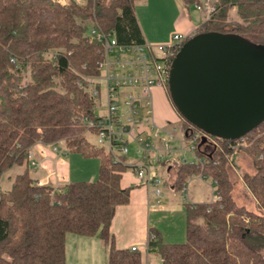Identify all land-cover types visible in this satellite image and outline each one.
Here are the masks:
<instances>
[{
  "label": "trees",
  "instance_id": "1",
  "mask_svg": "<svg viewBox=\"0 0 264 264\" xmlns=\"http://www.w3.org/2000/svg\"><path fill=\"white\" fill-rule=\"evenodd\" d=\"M137 1L0 0V179L12 167L20 168L10 188L0 190V264H67L71 232L99 237L107 250L106 264H145L146 252H155L162 264H264V121L246 133L254 139L246 150L256 170L244 174V180L261 210L256 212L239 205L233 195L231 160L239 148L194 125L177 108L186 136L199 131L216 145L205 163L176 164V191L191 175L203 174L217 181L220 198L185 203L183 242H166L153 227L146 251L115 243L112 220L117 207L131 198V187L121 183L129 155L121 154V162H115L113 153L86 136L88 130H99L74 118L87 113L99 119L90 94L79 85L82 75L99 73L103 59V46L91 42L87 32L98 25L113 31L121 44L146 43ZM182 3L189 8L203 0ZM213 7L193 35H238L264 45V0H214ZM166 88L171 98L169 83ZM58 140L71 153L99 159L96 180H70L54 193L36 183L30 148Z\"/></svg>",
  "mask_w": 264,
  "mask_h": 264
},
{
  "label": "built area",
  "instance_id": "2",
  "mask_svg": "<svg viewBox=\"0 0 264 264\" xmlns=\"http://www.w3.org/2000/svg\"><path fill=\"white\" fill-rule=\"evenodd\" d=\"M76 1L84 4L83 0ZM196 7L206 10V18H209L214 8L210 0L196 4ZM193 34L175 32L168 43L121 44L113 31H106L98 25L91 27L87 32L91 42L103 46V59L99 63V73L82 75L83 81H80L79 85L90 94L94 101L93 110L99 119L95 120L87 113H81L74 119L88 128L99 130L97 133L88 130V136L91 135L95 139L92 142L105 146L113 153L115 162H121V154H130L129 143L135 141L140 161L132 164L133 169L139 180L144 181L148 187H153L158 202L163 195V178L154 172L152 163L170 158L173 155L172 143L179 139V136L176 127L162 126L156 121L153 89L166 86L180 45ZM49 54L52 56L54 53ZM99 102L100 106L106 109L103 113L96 112ZM206 137L209 136L199 131L192 132L188 137L182 130V153L178 162L205 163L209 155L200 156L198 152L200 142ZM253 140L245 133L231 139L229 145L233 148L250 146ZM47 149L52 151V166L47 164ZM69 153V148L63 140L50 144L37 142L32 146L29 150L32 169L36 173L46 171L44 176L37 178L36 183L49 186L53 193L63 191L69 182L68 176L63 172ZM190 154L192 159L188 157ZM198 175L201 179L209 177ZM213 180L217 184V181ZM180 191L183 200L190 202L189 186L186 182ZM219 198L217 190L212 201Z\"/></svg>",
  "mask_w": 264,
  "mask_h": 264
},
{
  "label": "water",
  "instance_id": "3",
  "mask_svg": "<svg viewBox=\"0 0 264 264\" xmlns=\"http://www.w3.org/2000/svg\"><path fill=\"white\" fill-rule=\"evenodd\" d=\"M205 42L216 44L200 46ZM246 51L262 52L264 45L208 33L191 36L174 58L168 80L172 101L207 133L233 139L264 121V58L254 60Z\"/></svg>",
  "mask_w": 264,
  "mask_h": 264
},
{
  "label": "crops",
  "instance_id": "4",
  "mask_svg": "<svg viewBox=\"0 0 264 264\" xmlns=\"http://www.w3.org/2000/svg\"><path fill=\"white\" fill-rule=\"evenodd\" d=\"M174 1L176 3V6L180 8L181 12L178 20L176 21V24L178 25L177 32H182L185 34L194 33L196 27L203 20H205L204 16L202 18L203 20L197 23L193 21L191 15L189 17L183 16L180 19V17L184 14L183 3L182 0ZM60 2L62 4H66L68 0H60ZM137 16L147 43L148 41L163 43L169 39V35H165L160 38L151 36L148 32V23L146 22L145 17H143V15H140L138 12ZM172 34L173 33H171L170 35ZM159 97H162L160 104L158 101ZM153 109L158 124L167 127H176L178 129L179 139L177 138L172 143L173 155L170 158L165 161L162 160L159 163H152L154 172L163 178V195L160 202H158V198L155 192L153 191V187H148L144 181L139 180V178L137 177L132 164L136 161H140L138 146L135 141H131L129 143L130 154L129 159L127 161L128 168L122 173L121 183L123 187H131V198L127 204H122L117 207L115 216L111 224V231L114 235L115 243L120 248L137 247L138 249L146 251L148 247L150 228L153 227L161 230L164 241L166 242L173 241L171 240L172 238H167L170 237L169 235H172L171 237H182V235L184 237V235H186L185 203L188 201H184L181 196V191L177 192L175 188V181L177 175L176 164L178 163L179 156L182 153V151L180 150V142L181 139H183L181 129V116L177 111L176 107H174L172 101L169 99L167 88L165 87H155L153 89ZM214 148V141H212L210 137H206L200 142V153H198L200 156H208L212 153ZM47 153L49 156L47 157V164L49 166H52L53 157L51 149H47ZM69 156L67 158V164L63 167V172L68 176L70 181L72 180V178L70 173L71 162L69 160ZM188 157L192 159L191 154L188 155ZM45 174V170H42V172L37 173V175L39 176H44ZM211 180L212 179L210 177L201 179L199 175H191L187 180L186 184L189 186L190 181H193L196 184L205 182V184L213 186ZM189 199L192 203L204 202L200 201L199 199L191 198L190 196ZM163 201H165V203H163ZM166 227H169L168 232L166 230ZM84 244L85 243L79 241V244L77 243V247H80L81 249L82 247H84ZM66 251L68 264V237ZM105 252L106 261L104 264H106L107 262L106 248ZM76 254L78 255H74V258L78 263V260L81 257L80 252ZM144 261L145 264H162L161 257H159L155 252H146Z\"/></svg>",
  "mask_w": 264,
  "mask_h": 264
},
{
  "label": "rangeland",
  "instance_id": "5",
  "mask_svg": "<svg viewBox=\"0 0 264 264\" xmlns=\"http://www.w3.org/2000/svg\"><path fill=\"white\" fill-rule=\"evenodd\" d=\"M57 1L60 2V0ZM210 1L214 2V0ZM69 2L70 0H68L66 4H68ZM83 3H86V0H83ZM183 11L184 14L180 17V19L183 16L189 17L190 15L193 21H195L196 23L201 22V20H203V16L205 19H208L206 18V10L197 9L196 4L191 5L189 8L183 6ZM136 12L145 17V20L148 23V32L151 36L157 38H160L165 35L170 36L169 39L163 43L170 42V34L178 31V25L176 24V21L178 20L181 12L180 8L176 6L174 0H138L136 3ZM148 43L157 44L156 42L151 41H148ZM215 44L216 43L213 44L205 42L200 43V46L208 48L214 46ZM191 45L193 47L195 44L192 43ZM246 52L254 60H262L264 58V51ZM161 98L162 97L158 98L159 104L162 100ZM169 99L171 100V98ZM105 111V107L100 106L99 102L96 106V112L103 113ZM88 135V132H86V136L91 141L95 140L91 135ZM247 147L249 146L237 147L239 149H236L232 156V177L235 179L233 195L239 205H244L248 209L260 212L261 210L257 207L256 200L248 189L247 184L244 180V174L251 175L255 173L256 170L252 154L249 153L248 150H246ZM69 160L71 162L70 173L72 180L97 179L99 171V159L97 157H84L79 153H70ZM19 171L20 168L17 166H14L8 171H6L3 177L0 179V190H7L8 188H10L12 178ZM211 182L213 183V186L207 185L205 184V182L196 184L195 182L190 181L189 196L191 198L199 199L200 201L211 202L214 197V191H217V184L214 182L213 179L211 180ZM163 203H165V201H163ZM168 229L169 227H166L167 232ZM169 236L170 237L167 238H172L171 240H173L170 242H183L186 239V235H184V237L183 235L182 237H171L172 235ZM78 240L80 242L85 243L84 247H82L81 249L80 247H77V243L79 244ZM68 249V264H104L106 261L105 246L99 237H87L85 235H80L71 232L68 234ZM79 252L81 257L77 263L76 259L74 258V255H78L76 253Z\"/></svg>",
  "mask_w": 264,
  "mask_h": 264
},
{
  "label": "flooded vegetation",
  "instance_id": "6",
  "mask_svg": "<svg viewBox=\"0 0 264 264\" xmlns=\"http://www.w3.org/2000/svg\"><path fill=\"white\" fill-rule=\"evenodd\" d=\"M166 87V86H165Z\"/></svg>",
  "mask_w": 264,
  "mask_h": 264
}]
</instances>
